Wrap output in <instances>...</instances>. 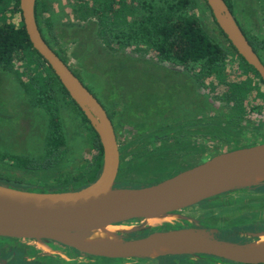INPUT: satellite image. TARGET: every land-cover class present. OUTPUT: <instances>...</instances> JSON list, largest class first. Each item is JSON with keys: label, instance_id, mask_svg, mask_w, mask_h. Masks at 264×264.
Returning a JSON list of instances; mask_svg holds the SVG:
<instances>
[{"label": "rangeland", "instance_id": "374dc122", "mask_svg": "<svg viewBox=\"0 0 264 264\" xmlns=\"http://www.w3.org/2000/svg\"><path fill=\"white\" fill-rule=\"evenodd\" d=\"M40 1L42 11H40L39 21L44 37L68 67L107 107L116 123V138L119 143L122 133L130 136L134 130L131 127H126L127 131L118 124L120 106L124 99L126 98L128 102L136 101L134 93L137 96L151 91L150 83L146 82L143 75L135 74L139 68L135 69L133 65L136 66L135 62L147 61L167 67L166 63L157 59L152 52L145 53L132 49L107 47L97 35V31L100 30L96 19L80 21L72 14L71 6L76 0ZM228 1L232 5L236 21L248 39L254 42L257 54L264 63V0ZM195 4L193 11L204 29L229 52L230 58L223 68L225 75L229 76L227 79H247L248 77L252 82L250 93L246 95V100L241 107L234 103L218 100L212 95L215 90L213 92L205 90L207 124H222L221 128L216 127L215 130L207 127L210 128L209 131H213L212 135L219 143L218 147L212 146L216 143H206L207 150L211 151L206 153V158L209 159L208 155L214 153L217 148H222L221 146L227 140L221 130L229 135L230 128L235 129L234 135L237 136L239 145L243 147L264 143V83L257 81L249 71L241 69L242 66L238 58L215 24L206 3L203 0H195ZM183 74L190 76L184 71ZM21 79L26 84L28 83L25 75ZM26 84H21L13 70L0 66V178L17 182V185L13 186L5 183H1V185L17 187L22 190L43 188L54 192L56 189L64 187L61 182L65 178H69L67 183L69 186L76 181V178H84L85 174H88L87 168L91 166L96 155L93 144L94 134L92 127L85 122L79 109L71 101V98L61 90L57 82L53 84V98L46 100L44 105L32 100L30 91L25 88ZM154 88L158 92H163V96L166 98V89L155 86ZM217 90H222V88ZM173 95L170 90L168 96ZM173 98L169 104L175 100ZM249 100L252 101V105L251 103L247 104L246 101ZM177 107L175 106L174 109ZM235 108H237V119L233 121ZM241 109H246V111ZM187 112L188 115L192 114L191 109H187ZM128 113L127 116L125 115L127 119L139 118V114L134 108L130 109ZM53 117H56L60 123L61 141L57 143V146L50 142L49 122ZM234 123L237 126L230 125ZM45 163L47 167L43 166ZM176 163L174 161L173 164L167 166L169 168L164 171L165 176L177 173L179 167ZM164 164L166 165V163ZM124 165L119 166L115 183L118 188H134L138 187L137 185L143 186V183L147 184V181L141 179L140 174L137 173L141 168L135 159ZM126 167L131 170L125 169ZM159 177H155L152 181L156 183L162 181V177ZM185 211L194 210L187 209ZM183 213V211H178L173 215L163 217V219L171 221L173 217ZM119 228L120 231L128 229L126 226ZM259 238L258 236V240ZM18 241L26 245L39 246L41 240L19 239ZM12 251L15 250H8L7 244H0V264H30L22 253L14 254Z\"/></svg>", "mask_w": 264, "mask_h": 264}, {"label": "water", "instance_id": "95a60500", "mask_svg": "<svg viewBox=\"0 0 264 264\" xmlns=\"http://www.w3.org/2000/svg\"><path fill=\"white\" fill-rule=\"evenodd\" d=\"M35 2L36 0H19V9L29 41L98 135L102 148L101 166L92 183L74 191L40 192L0 184V236L35 241L51 240L83 253L102 257L147 259L159 255L145 257L138 253L140 249L155 247L166 239L186 236L193 246L192 253L209 254L243 264H264V256H252L237 251V248L245 246L247 242H224L215 239L210 230H168L154 232L135 240H123L117 234L116 241L110 247L91 246L72 236L136 218L142 219L146 225L158 224L169 220L163 219L165 215L206 198L233 189L264 184V180L251 184L235 181L238 174L264 163V143L221 152L155 184L138 188L115 187L119 150L112 122L97 98L43 39L35 19ZM205 2L215 23L236 52L264 81V63L225 1ZM150 218L156 220L149 221ZM259 235L260 233L256 238Z\"/></svg>", "mask_w": 264, "mask_h": 264}, {"label": "flooded vegetation", "instance_id": "af4514ba", "mask_svg": "<svg viewBox=\"0 0 264 264\" xmlns=\"http://www.w3.org/2000/svg\"><path fill=\"white\" fill-rule=\"evenodd\" d=\"M164 62L167 67L157 65L154 62H135L136 66L133 65V67L139 69L135 71L137 73H134L144 76L146 82L151 85V91L137 96L134 93L133 96L136 101L128 102L125 98L120 106L119 126L122 129L127 130L126 127H131L134 130L132 134L130 133V136L122 133L119 143L117 141L119 166H125V163L135 159L137 165L141 168L137 173L140 174L141 179L147 181V184L143 183V186L151 185L150 183L155 182L152 181L155 177L160 176L159 178L162 177V180L171 177L165 176L164 171L174 161L177 162L176 165L178 164L180 170L177 173L205 161L207 159L206 153L211 152L207 150L206 143H216L212 146H219L216 138L212 135L213 131L209 130L210 128L214 130L216 127L221 128L222 124H207L205 90L209 89L206 87L205 77L200 75V69L195 70L198 73V75H195L194 71H190L183 64L171 65V63ZM70 70L101 103L112 122L116 134V123L107 107L83 83L81 78L72 69ZM183 71L190 76L183 74ZM154 86L166 89V98L163 96V92H158ZM219 88H222V90L215 91L212 95L226 103L227 98H223L224 87ZM170 90L174 95L169 97ZM172 98L175 100L169 104ZM246 102L252 105L251 100ZM175 106H178V110L174 109ZM132 108L138 112L139 118H125ZM187 109H191L192 114L188 115ZM236 109L233 110V121L237 119ZM241 110L246 111V109ZM235 123L230 125L237 126ZM230 129V134L234 137L230 134L227 135L220 129L227 140L221 146L222 148H217L214 153L209 154V158L221 152L243 147L239 145L236 139L237 136L234 135L235 132L233 131L236 130ZM116 181L117 176L115 183ZM139 183L141 182L139 181ZM114 186L117 187L116 184ZM137 186L143 187L141 185ZM187 209L194 211H185ZM178 211L184 213L176 215V218L173 217L171 221L154 225L143 224V220L139 218L120 222L116 227L126 226L128 229L120 231L118 235L123 240H135L154 232L195 228L210 230L215 239L224 242L233 244L252 243L256 239L258 240L256 238L257 234H264V184L229 190L170 214L173 215ZM18 240L17 238L0 236V244H7L8 250H15L12 251L14 254L22 253L30 264H243L203 253L165 254L153 259L141 257L109 258L83 253L67 245L46 239L41 240L39 246L26 245L19 243ZM28 249L32 250L33 253L30 254Z\"/></svg>", "mask_w": 264, "mask_h": 264}, {"label": "trees", "instance_id": "16d2710c", "mask_svg": "<svg viewBox=\"0 0 264 264\" xmlns=\"http://www.w3.org/2000/svg\"><path fill=\"white\" fill-rule=\"evenodd\" d=\"M224 1L233 14L231 3L228 0ZM195 6V0H76L72 3L71 12L80 21L96 19L100 30L97 31V35L111 49L152 52L159 60L183 64L190 71H194L195 75H198L195 70L199 68L200 75L205 77L206 87L210 92L216 91L219 88L217 86L224 87L223 98L241 107L246 95L250 93L252 82L248 77L227 79L229 76L225 75L223 68L230 58L229 52L204 29L193 11ZM40 11L42 3L36 0L34 9L36 23L43 39L51 47L40 27ZM241 30L243 31L242 28ZM220 32L238 58L241 69L249 71L252 77L264 83L255 69L236 52L224 33L221 30ZM244 35L246 36L245 33ZM246 38L248 39L247 36ZM248 41L257 54L254 42L249 39ZM54 52L61 58L55 50ZM0 66L13 70L21 84H26L21 79L25 75L28 81L25 88H28L32 100L38 104L44 105L46 100L53 98L55 82L69 97L46 61L32 47L23 25L19 0H0ZM71 101L79 109L72 99ZM79 111L89 124L80 109ZM49 129L50 142L57 146L61 141V133L60 123L56 117L50 120ZM92 131L96 155L91 166L87 168L88 174H85L84 178H76L69 186L67 185L69 178H65L61 182L64 187L56 189L55 192L79 190L96 179L101 166L102 148L93 128ZM43 166L47 167V164ZM1 183L17 185V182L3 178H0ZM26 190L47 191L43 188ZM28 252L33 253L30 249Z\"/></svg>", "mask_w": 264, "mask_h": 264}, {"label": "bare ground", "instance_id": "6f19581e", "mask_svg": "<svg viewBox=\"0 0 264 264\" xmlns=\"http://www.w3.org/2000/svg\"><path fill=\"white\" fill-rule=\"evenodd\" d=\"M261 180H264V163L249 169L247 172L238 174L235 179L240 184H251ZM169 215L171 214H167L164 217H168ZM154 219L150 218V220ZM116 226L118 225H109L86 232L75 233L72 236L91 246L110 247L116 241V235L120 232V228ZM259 237V240L247 243L245 246L237 248V251L252 256H264V234L259 235ZM193 251L194 249L189 238L182 236L176 239H166L155 247L140 249L138 253L145 257H153L162 254L192 253Z\"/></svg>", "mask_w": 264, "mask_h": 264}]
</instances>
